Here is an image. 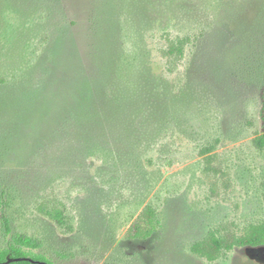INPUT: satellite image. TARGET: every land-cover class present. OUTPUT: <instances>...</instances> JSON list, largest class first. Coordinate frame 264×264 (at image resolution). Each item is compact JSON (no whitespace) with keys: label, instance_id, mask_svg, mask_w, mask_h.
<instances>
[{"label":"rangeland","instance_id":"rangeland-1","mask_svg":"<svg viewBox=\"0 0 264 264\" xmlns=\"http://www.w3.org/2000/svg\"><path fill=\"white\" fill-rule=\"evenodd\" d=\"M263 7L0 0L12 230L55 264H264V245L192 251L264 222ZM149 206L154 232L129 237ZM9 238L0 219V249Z\"/></svg>","mask_w":264,"mask_h":264},{"label":"trees","instance_id":"trees-1","mask_svg":"<svg viewBox=\"0 0 264 264\" xmlns=\"http://www.w3.org/2000/svg\"><path fill=\"white\" fill-rule=\"evenodd\" d=\"M251 4V3H250ZM249 3L245 5L249 6ZM264 11V7L262 9ZM178 44L172 43L170 46V54L177 52L182 56L183 51L180 46L183 41L179 40ZM254 144L264 151V133L254 138ZM6 197L0 194V219L3 222L5 231L10 238L7 240L5 247L0 249V264H55L50 258L42 252H36L43 247V241L37 236L27 233L13 231L9 219L4 216L6 207ZM61 214L58 213V217ZM141 222H136L131 228L129 237L147 238L154 232L153 217L154 211L149 206L146 208ZM144 221V223H142ZM264 245V222L252 225L244 234L231 237L212 238L210 241L197 242L193 244L192 251L207 257L210 261H214L224 252H229L235 247L243 246H260Z\"/></svg>","mask_w":264,"mask_h":264}]
</instances>
